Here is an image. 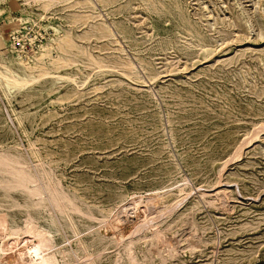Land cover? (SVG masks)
<instances>
[{
  "label": "rangeland",
  "instance_id": "rangeland-1",
  "mask_svg": "<svg viewBox=\"0 0 264 264\" xmlns=\"http://www.w3.org/2000/svg\"><path fill=\"white\" fill-rule=\"evenodd\" d=\"M0 62V263L264 264V0H0Z\"/></svg>",
  "mask_w": 264,
  "mask_h": 264
},
{
  "label": "bare ground",
  "instance_id": "bare-ground-1",
  "mask_svg": "<svg viewBox=\"0 0 264 264\" xmlns=\"http://www.w3.org/2000/svg\"><path fill=\"white\" fill-rule=\"evenodd\" d=\"M2 68H5V70H3ZM0 79L6 80V81H10V82H16L18 84H28V83L31 82V81H25V80H20V79L16 78V76L14 75V73L12 71H10L8 68H6L5 66H3L1 62H0ZM249 143H250V140L245 143V146L247 144H249ZM147 214H149V213H147ZM146 219L148 221L149 218H146ZM145 223H146V221H145ZM33 226H34V224H33ZM16 230L19 231V232L21 231L19 229H16ZM16 230L15 231L13 230L14 233L16 232ZM46 234L43 233L41 235L36 236L37 237V239H36L37 242L36 243L27 244L28 242L26 241L25 244H24L23 241H22V243L24 245L23 244H20L21 246H19V247H21V248L18 250L17 254H12V255L8 256L7 258L6 257H3V258H6V259H5V261L3 260L0 264H58V259L56 257V254H54L51 251L52 248H53L52 247V241L46 236ZM19 243L20 242H18V244ZM22 245H23V247H22ZM16 246H18V245L16 244Z\"/></svg>",
  "mask_w": 264,
  "mask_h": 264
}]
</instances>
